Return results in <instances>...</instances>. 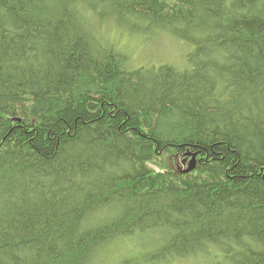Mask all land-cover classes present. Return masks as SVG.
<instances>
[{"label": "trees", "instance_id": "16d2710c", "mask_svg": "<svg viewBox=\"0 0 264 264\" xmlns=\"http://www.w3.org/2000/svg\"><path fill=\"white\" fill-rule=\"evenodd\" d=\"M186 261L264 264V0H0V264Z\"/></svg>", "mask_w": 264, "mask_h": 264}, {"label": "rangeland", "instance_id": "374dc122", "mask_svg": "<svg viewBox=\"0 0 264 264\" xmlns=\"http://www.w3.org/2000/svg\"><path fill=\"white\" fill-rule=\"evenodd\" d=\"M118 38L120 43L127 48L128 53L131 54L132 57L134 56V61L138 65L145 63L157 65V63L168 64L169 62H171V65H174L175 67L179 68V66L175 65L174 62L179 65H182L181 60L187 53L185 52V48H180L181 45L176 43V40H172L168 37H159L160 39H157V37H155L156 39L145 41L143 37H137L132 35L127 36L123 33H120ZM119 254L120 253L118 251L115 252L114 254H112L110 259H115L116 256ZM178 264L205 263L201 261H186L180 262Z\"/></svg>", "mask_w": 264, "mask_h": 264}, {"label": "water", "instance_id": "95a60500", "mask_svg": "<svg viewBox=\"0 0 264 264\" xmlns=\"http://www.w3.org/2000/svg\"><path fill=\"white\" fill-rule=\"evenodd\" d=\"M188 156H190V154H188ZM195 154H191V161H189L188 163V168L186 171H191L194 168L195 165Z\"/></svg>", "mask_w": 264, "mask_h": 264}, {"label": "bare ground", "instance_id": "6f19581e", "mask_svg": "<svg viewBox=\"0 0 264 264\" xmlns=\"http://www.w3.org/2000/svg\"><path fill=\"white\" fill-rule=\"evenodd\" d=\"M191 161V160H190ZM188 168V167H187ZM187 170V169H186ZM186 172H189V171H186Z\"/></svg>", "mask_w": 264, "mask_h": 264}]
</instances>
